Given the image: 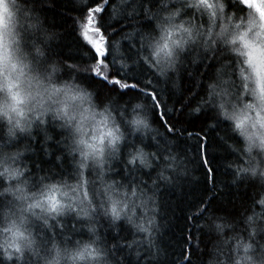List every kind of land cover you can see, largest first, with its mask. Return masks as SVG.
<instances>
[{"label": "snow or ice", "instance_id": "1", "mask_svg": "<svg viewBox=\"0 0 264 264\" xmlns=\"http://www.w3.org/2000/svg\"><path fill=\"white\" fill-rule=\"evenodd\" d=\"M0 264H264V0H0Z\"/></svg>", "mask_w": 264, "mask_h": 264}, {"label": "trees", "instance_id": "2", "mask_svg": "<svg viewBox=\"0 0 264 264\" xmlns=\"http://www.w3.org/2000/svg\"><path fill=\"white\" fill-rule=\"evenodd\" d=\"M70 24V21H69ZM69 41L71 37L68 38ZM176 196H165L169 206L162 210L160 223L162 225L161 231L163 233V241L165 244L175 245L179 238V228L182 226V213L179 207H176ZM195 261V257H193Z\"/></svg>", "mask_w": 264, "mask_h": 264}]
</instances>
